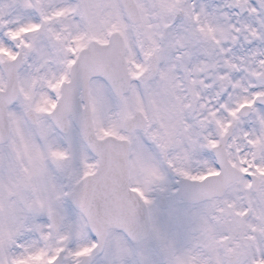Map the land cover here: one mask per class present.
Listing matches in <instances>:
<instances>
[{
    "label": "snow or ice",
    "instance_id": "1",
    "mask_svg": "<svg viewBox=\"0 0 264 264\" xmlns=\"http://www.w3.org/2000/svg\"><path fill=\"white\" fill-rule=\"evenodd\" d=\"M0 264H264V0H0Z\"/></svg>",
    "mask_w": 264,
    "mask_h": 264
}]
</instances>
